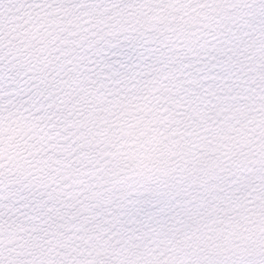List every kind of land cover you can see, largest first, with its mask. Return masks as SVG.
Listing matches in <instances>:
<instances>
[{
	"label": "snow or ice",
	"instance_id": "1",
	"mask_svg": "<svg viewBox=\"0 0 264 264\" xmlns=\"http://www.w3.org/2000/svg\"><path fill=\"white\" fill-rule=\"evenodd\" d=\"M0 264H264V0H0Z\"/></svg>",
	"mask_w": 264,
	"mask_h": 264
}]
</instances>
